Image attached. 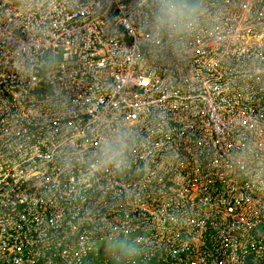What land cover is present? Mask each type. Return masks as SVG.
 Instances as JSON below:
<instances>
[{"label":"built area","instance_id":"2783aa9c","mask_svg":"<svg viewBox=\"0 0 264 264\" xmlns=\"http://www.w3.org/2000/svg\"><path fill=\"white\" fill-rule=\"evenodd\" d=\"M198 2V24L169 38L150 27L154 0H0V264H110L125 254L124 263L139 264V251L162 259L166 238L195 263L205 254L207 264H264L263 236L249 235L236 252L223 244L228 224L264 219V184L252 180L264 171V133L251 132L264 126V0ZM229 43L250 77L230 71L240 86L221 83L227 74L214 64L234 57ZM212 94L226 105L222 124L190 104ZM162 99L165 112L150 121ZM121 126L149 132L141 146L126 139L121 164L99 166L102 137ZM218 131L238 162L202 157L198 137ZM187 156L207 162L206 175L225 190L200 197L187 187V197L169 171Z\"/></svg>","mask_w":264,"mask_h":264},{"label":"bare ground","instance_id":"6f19581e","mask_svg":"<svg viewBox=\"0 0 264 264\" xmlns=\"http://www.w3.org/2000/svg\"><path fill=\"white\" fill-rule=\"evenodd\" d=\"M221 25L228 28L231 32H233V30H234L232 22L230 20H225V22ZM245 29H246V27L244 26L242 31H245ZM229 36L230 35H227V34L221 32L219 39L220 40H222V39L227 40V38ZM255 36H257V33H255ZM211 42L213 43L214 39H212ZM52 44H53V42H52ZM229 46L232 49H234V50H232V54L234 57L226 56V57H224V63H221L219 60H216L214 63L218 69H221L225 74H227V79L222 80L221 83L230 84L233 86H240L241 85V82L233 79L230 71H235V72L243 75L245 78L244 83H248V80H250V77L247 75V69H244V68L240 67L239 65L234 64V60L237 59V57H241L243 55L241 52L242 50L240 48H236V44H234V43H229ZM192 49H193V47H191V46H188L185 49L186 51L189 52L190 58H193ZM208 63H209V61H208ZM184 65H185L184 62H178L177 63V67L179 69H182ZM138 87L140 89H142L141 84H138ZM238 94L240 95L241 92H238ZM144 97L147 99H151L152 95L150 93H144ZM211 97L212 98L207 97V96L203 97L202 100H203L204 104H202L200 102V99L198 97L195 98L194 101H190V104L193 107L201 106V108L208 110V112H210L211 114L218 116V122L220 124H222L223 119L220 115H221V111H222L223 106H226V105L225 104L222 105V103L217 102L214 99L216 97L215 94H212ZM156 101H157V99H156ZM165 107H166V102L162 99V100H160L159 103H155L154 106L151 105L149 107V112L146 116L149 118L150 121H152L154 118L153 115L155 113H164L165 112ZM105 115L111 117L113 120H116L119 118L118 115L109 113L107 109H105ZM205 124L207 125L208 121H205L204 125ZM254 126H256V125H254ZM106 128H107V126H105V125L102 126L103 131H105ZM138 129L139 128L137 127L136 130H138ZM165 129H166V131L165 130L160 131L163 138L166 137L167 132L169 133L168 126H165ZM131 132L133 133V135L131 138H128V139L134 138V139H136L135 141H137L138 144L140 145L141 142L143 140H145L144 138L149 131H131ZM151 132H153V131H151ZM212 132H214V131H212ZM218 132H219L218 134L210 133L207 135L206 134L200 135L198 137V146L201 149H208V150L201 151L202 157L208 156L210 158L209 163H211L213 161L212 160L213 157H217L219 163L222 166L225 165L229 161H233L234 163L238 162V159H239L238 154L234 153L229 148V146H231V142H230V138H229L228 134L225 131H218ZM251 132L253 133V132H257V131H251ZM239 133L240 132H237L236 134L238 135ZM173 136H175L177 140H181V135L175 133ZM17 137H19V136H17ZM13 142H14V144H16L17 140H14ZM249 144L252 145V141H250ZM147 149H149V148H147ZM223 149H225L226 152H224ZM150 152H151V149L148 150V153H150ZM162 161H164L162 158H159V159L152 161V168L154 169V175L155 176H158V171H157L155 166L157 165L158 162H162ZM181 161L185 164L184 166H182L180 168L170 169L169 171H171V178L174 182H176L177 184H181L184 187H186L185 194L187 195V197L190 196V192L187 190V187L193 188L194 192L197 193V195H200V197L204 196L205 193H209L210 191H213V190H221V191L225 190L226 186H225V182L223 180L216 179L214 177H210V176L206 175L205 172L207 171V168L205 167V165L207 164V162L205 164H203V163H201V161H199V158L197 160H193L189 156H187V158L182 159ZM165 166H167V163H165ZM203 180H207L208 182L204 183ZM252 180L262 181V183L264 184V171L255 175ZM196 186H197V188H196ZM166 189L170 193L177 195L178 191L176 189V184L173 185L172 188H170V185L167 184V186L165 187V190ZM205 190H207V191H205ZM248 192L251 193V191H248ZM224 194L226 195L227 199L230 198V193L225 192ZM155 202L157 203L159 201H155ZM161 202H163V201H161ZM233 204H234V202H233ZM142 206L143 207L144 206L150 207V204L148 202H145V204H143ZM211 225L215 226L216 230L217 229L219 230L221 228V226H217L215 221H211ZM257 228H259L258 231H257ZM250 232L263 233V235H261V236L264 237V219H262L261 216L253 218L250 225L228 224L225 227V231H224V233L227 234V236H228V238H227L228 240L226 242H224L223 244L228 249H232L233 252L239 251L241 249V247L243 246V244L245 243V241L247 240L248 236L250 235L249 234ZM230 236H232L233 238H229ZM159 246H161L163 252H165L164 254L166 257L171 256L170 261L172 263L181 262V260L178 257H177V259L173 257L174 256L173 253L166 246V244H160ZM238 248H240V249H238ZM193 255H195V253L191 252V255H189V256H193ZM122 259H123V257H122V255H120L119 259L114 258V261L116 263H120L119 260L122 261ZM197 260H198V262H196V263H199V264H202L201 262H204L205 264L208 263L205 254L204 255L202 254V256L197 258Z\"/></svg>","mask_w":264,"mask_h":264},{"label":"clouds","instance_id":"9594fccd","mask_svg":"<svg viewBox=\"0 0 264 264\" xmlns=\"http://www.w3.org/2000/svg\"><path fill=\"white\" fill-rule=\"evenodd\" d=\"M202 15L203 8L198 0H154L149 23L156 35L174 38L193 29ZM132 135L128 128L121 126L102 137L98 149V165L121 164L125 141Z\"/></svg>","mask_w":264,"mask_h":264},{"label":"rangeland","instance_id":"374dc122","mask_svg":"<svg viewBox=\"0 0 264 264\" xmlns=\"http://www.w3.org/2000/svg\"><path fill=\"white\" fill-rule=\"evenodd\" d=\"M256 128H259L260 131H257V132H253L252 134L254 135L255 133H260L261 135H263L264 133V126L263 125H256V126H253V129H256ZM250 140L252 141V144H255L257 142V139L255 138H251L250 137ZM259 230V228H257V231ZM253 239H256V238H260L261 235H263V233H255V232H250L249 233ZM167 239V243H166V246L170 249V251L173 253V257L177 259L180 258L181 259V262H175V263H172L170 261V257H166L165 256V252H163L161 246H159V255L162 256V259H159V257L157 255H151V256H147L145 255L142 251H139L138 253H136L134 256L137 257L138 261H142V262H139V264H143V261H145L144 264H199V263H195L193 258L187 256L186 252H185V249H182L181 248V245L180 247L178 248H175L174 245L171 243L172 239H169V238H166ZM175 241H179V240H175ZM261 247L263 248V255H264V247L263 245L261 244ZM240 249V248H238ZM122 251H126L128 250L127 247H122L121 248ZM132 250L134 251V249L132 248ZM178 250V251H177ZM191 255V253L189 254ZM122 257H128L125 255H122ZM103 258H106L103 257ZM135 259V258H134ZM110 264H126L124 263L123 261L119 260L120 263H116L114 261V256L113 255H110ZM159 262V263H158Z\"/></svg>","mask_w":264,"mask_h":264}]
</instances>
